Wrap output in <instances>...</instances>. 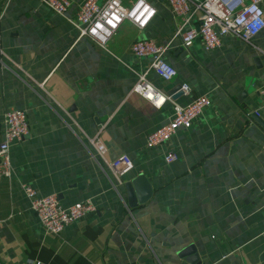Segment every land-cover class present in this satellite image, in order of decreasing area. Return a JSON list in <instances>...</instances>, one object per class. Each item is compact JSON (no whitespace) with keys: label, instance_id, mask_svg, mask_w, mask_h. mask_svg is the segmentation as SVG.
<instances>
[{"label":"crops","instance_id":"crops-1","mask_svg":"<svg viewBox=\"0 0 264 264\" xmlns=\"http://www.w3.org/2000/svg\"><path fill=\"white\" fill-rule=\"evenodd\" d=\"M70 1L58 16L39 0H0V141L8 110L24 111L29 127L10 146L11 178L0 179V264H264V66L255 63L264 28L251 44L226 37L217 49L200 40L184 49L172 39L167 0H147L150 23L124 22L101 47L72 26L82 0ZM138 40L166 47L172 80L132 54ZM143 73L166 97L161 109L132 92ZM201 96L211 104L189 129L146 147L174 104ZM94 137L107 161H132L119 182L93 156ZM167 153L177 159L166 163ZM22 184L62 207L90 201L96 211L54 235ZM189 247L195 253L183 255Z\"/></svg>","mask_w":264,"mask_h":264},{"label":"built area","instance_id":"built-area-1","mask_svg":"<svg viewBox=\"0 0 264 264\" xmlns=\"http://www.w3.org/2000/svg\"><path fill=\"white\" fill-rule=\"evenodd\" d=\"M50 11L64 16L71 5L70 0H39ZM158 0H154L157 4ZM173 20L172 39L188 49L194 41L200 40L206 50L222 46L226 37H236L247 44L264 28V12L261 5L264 0H167ZM156 14L155 7L147 0H134L125 6L122 0H82L76 17L71 21L80 37H87L101 47H106L124 22L137 29H144ZM187 25H191L186 27ZM132 54L138 59L149 60V70L163 81H170L176 71L163 60L166 47L157 45L153 40H138L130 45ZM184 93L189 87H181ZM133 93L149 101L155 108L161 109L166 97L155 89L146 79V73L138 75ZM264 104V90L261 92ZM206 96L198 97L185 106L174 104L171 119L150 133L146 147L166 144L179 130L191 127L202 111L210 106ZM29 134L27 116L24 111L8 110L3 115V134L0 141V179L9 180L12 176L9 149L14 142L24 140ZM93 156L99 158L113 177L120 178L132 169V161L126 155H120L112 161L106 160L108 148L97 138L88 140ZM177 159L173 153L164 156L166 163ZM21 189L30 202L31 209L46 232L60 234L66 226L81 221L88 213L96 211L90 201L62 207L56 195L37 196L28 185ZM264 193V189H263Z\"/></svg>","mask_w":264,"mask_h":264},{"label":"water","instance_id":"water-1","mask_svg":"<svg viewBox=\"0 0 264 264\" xmlns=\"http://www.w3.org/2000/svg\"><path fill=\"white\" fill-rule=\"evenodd\" d=\"M255 63L257 65L264 66V50L262 51L261 55L255 59ZM177 89L181 90V87L179 86ZM126 187H127L128 191L130 192V197H132L131 200L133 201L134 199H133V195H132V186L130 184H128V185H126ZM129 206H132L131 201H129ZM194 250L195 249H193V247H189V248L185 249L182 252V254L183 255H192L193 253H195ZM197 259H198V257L196 256L192 261H195Z\"/></svg>","mask_w":264,"mask_h":264}]
</instances>
